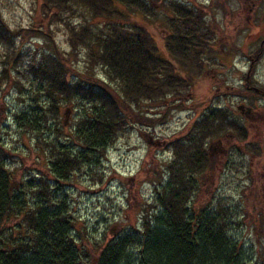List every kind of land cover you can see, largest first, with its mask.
Instances as JSON below:
<instances>
[{"label":"trees","instance_id":"obj_1","mask_svg":"<svg viewBox=\"0 0 264 264\" xmlns=\"http://www.w3.org/2000/svg\"><path fill=\"white\" fill-rule=\"evenodd\" d=\"M156 2L43 0L40 5L51 24L59 22L66 28L71 53L50 47V55L32 58L29 75L39 84L35 97L45 95L46 102L35 101V110L16 114L20 128L36 136V152L42 155L37 159L44 162L45 172L13 183L18 170L9 164L11 156L0 141V264H261L258 256L255 260L247 256L243 243L231 234L232 226H241L242 221L237 223L223 197L212 195L203 205L197 204L206 190L203 174L213 162L206 142L223 134L231 136L228 132L240 142L248 137L243 122H228L227 111L213 106L176 143L174 160L165 176L153 183L156 196L139 226L88 245L82 235L86 232L74 229L65 187L82 168L107 158V149L132 122V108L142 102L169 107L174 105L170 101L183 102L196 87L189 71L167 60L139 20L156 17L160 7H155ZM167 7L175 15L167 18L171 31L164 37L167 56L201 75L206 62L203 52L209 50L212 33L204 21L191 20L196 12L187 4L171 1ZM131 16L134 22H126ZM9 29L0 18V45L7 59L0 91L2 85H12L8 65L18 73L16 87H21L20 76L26 69L25 57L15 48L18 34ZM83 52L85 71L78 72L71 67L72 57ZM92 68L100 77L90 76ZM250 78L245 76L244 82L252 87ZM62 100H80L89 107L65 134L57 129ZM251 150L257 153L260 148ZM260 189L263 196L257 206L264 208V184ZM260 216L264 228V209Z\"/></svg>","mask_w":264,"mask_h":264},{"label":"rangeland","instance_id":"obj_2","mask_svg":"<svg viewBox=\"0 0 264 264\" xmlns=\"http://www.w3.org/2000/svg\"><path fill=\"white\" fill-rule=\"evenodd\" d=\"M171 1L187 4L196 12L191 20L205 22V28L208 27L213 38L208 41L209 51L205 50V58L216 59V64L205 59L204 71L199 75L196 68L190 70L188 66L183 67L182 62L171 59L178 69L189 71L196 87L183 95L186 98L183 102L170 101L174 105L169 107L158 102H142L140 107L132 108V122L107 149V158L99 159L87 169L82 168V173L75 175L65 187V197L76 221L74 229L77 233H87L82 235L88 245L111 239L121 229L139 226L144 210L156 196L153 183L165 176L169 162L174 160L176 143L189 135L193 124L201 121L203 113L213 106L226 110L229 122L235 119L243 122L241 119L246 117L238 107L255 106V111L261 108L263 112L260 110L258 116L255 115L259 122H243L248 135L245 141L240 142L228 132L231 136L223 134L206 142L213 162L203 174L206 190L202 191L197 204L203 205L212 195L214 199L223 197L234 210L237 223L242 221L241 226H232L231 234L243 243L247 256L253 260L258 256L260 263L264 264V228L260 219V211L264 208L257 206L258 199L261 201L263 196L260 188L264 184V96H252L244 82L248 68L253 65L252 87L264 90V52L260 53L264 39V0H158L155 7H160H156V17H139V20L141 24L145 23L155 45L165 55L164 37L171 32L167 18L175 17L167 7ZM41 4L43 0H0V18L6 28L18 34L15 48L21 50L26 66L20 76L22 85L16 87L18 73H13L14 69L7 64L12 71V85H2L0 91V141L11 156L9 164L18 170L13 183L29 174L45 172L44 162L40 164L37 159L42 155L38 153V156L36 152V136L25 133L16 119L18 113L35 110V101L46 102L45 95L35 97L39 84L29 75L32 58H42L50 47H54V52L58 48L67 55L71 53L66 28L59 22L51 24L40 11ZM125 19L134 22L132 16ZM180 19H176L177 26ZM211 50L214 54L210 53ZM85 56L83 52L77 58L72 57V69L84 72ZM250 59L256 60L255 63ZM6 60L5 49L0 45V75L6 67L3 63ZM95 73L100 77L98 70L92 68L90 76L94 77ZM60 105L57 129L65 134L75 125L79 114L89 107L80 100L71 103L62 100ZM254 147H259L260 151L253 152ZM97 255L95 253L92 257Z\"/></svg>","mask_w":264,"mask_h":264},{"label":"flooded vegetation","instance_id":"obj_3","mask_svg":"<svg viewBox=\"0 0 264 264\" xmlns=\"http://www.w3.org/2000/svg\"><path fill=\"white\" fill-rule=\"evenodd\" d=\"M261 51H260V53H263L264 52V45L262 44V47H261ZM209 51V50H208ZM207 51V52H208ZM201 52V51H200ZM205 53L206 52H203V57H202V59L204 58V60L206 59L207 61H209V60H212V61H214V62H212V64H216V61L215 60H213V59H207V58H205ZM210 53L211 54H214V52H212V50L210 51ZM166 56V58H167V60L168 61H172L171 60V58L170 57H168L167 55H165ZM259 56H260V54H259ZM212 58H214V57H212ZM251 60V59H250ZM254 61H256V60H251V62L252 63H255ZM242 64H245V61L243 62L242 61ZM253 65H251L249 68H248V74H247V76H248V78H250L251 76V74H252V72H253V70H252V67ZM203 68H205V67H203ZM193 69H195V68H193ZM249 82V81H248ZM245 88H246V90H251V91H254V92H256V94H258V96H264V90H260V91H255L254 89V87H251L250 85H249V83H246L245 82ZM245 106V105H244ZM246 108H250L251 109V111L250 112H248L247 110H243V111H240L239 110V108H238V111L239 112H241V114L243 115V116H245L246 118H242L241 120H243V122H259V120H258V118L257 117H255V115H257V114H259L260 113V110H261V108L260 109H257L256 111L254 110L255 109V107H247V106H245ZM264 109V108H263ZM261 112H263V110H261ZM258 116V115H257ZM232 118V117H231ZM233 120H234V118H232ZM235 121H236V119H235ZM228 122H229V119H228ZM211 149L212 148H210V151H211Z\"/></svg>","mask_w":264,"mask_h":264},{"label":"water","instance_id":"obj_4","mask_svg":"<svg viewBox=\"0 0 264 264\" xmlns=\"http://www.w3.org/2000/svg\"><path fill=\"white\" fill-rule=\"evenodd\" d=\"M257 92H258V91H257ZM239 110H240V111H243V110H245V107H244V106H241V107H239ZM247 111L250 112L251 109H247Z\"/></svg>","mask_w":264,"mask_h":264}]
</instances>
